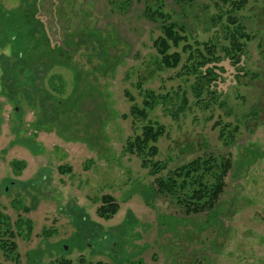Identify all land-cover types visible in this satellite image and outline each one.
Segmentation results:
<instances>
[{
  "label": "rangeland",
  "instance_id": "obj_1",
  "mask_svg": "<svg viewBox=\"0 0 264 264\" xmlns=\"http://www.w3.org/2000/svg\"><path fill=\"white\" fill-rule=\"evenodd\" d=\"M185 1L186 16L173 0H163L173 19L189 24V43H224L225 19H217L215 6L221 1ZM21 4L0 0V22L39 7L38 22H17L22 39L24 32L37 37L47 29L66 59L53 54L44 38L36 42L43 50L35 63L30 54L24 57L20 41L9 43L6 34V42L0 41V214L18 252L17 262L1 253L0 264H48L61 257L78 264L80 255L84 264H264L263 0H247L236 15L245 19L251 37L243 39L240 68L222 61L224 70H215L219 79L212 86L216 102L204 96L201 103L191 92L193 78L180 72L187 57L182 44L172 49L182 56L177 68L157 65L153 40L161 35L160 23L145 12L152 0ZM1 64L7 65L3 74ZM146 89L156 95L185 92V105L173 95L144 117L131 115ZM147 123L165 128L154 156L166 164L158 176L197 157L229 161L215 208L187 213L156 192L148 167L124 151ZM13 162L21 165L17 172ZM105 194L119 204L109 219L95 212ZM79 227L93 236L83 242Z\"/></svg>",
  "mask_w": 264,
  "mask_h": 264
},
{
  "label": "trees",
  "instance_id": "obj_2",
  "mask_svg": "<svg viewBox=\"0 0 264 264\" xmlns=\"http://www.w3.org/2000/svg\"><path fill=\"white\" fill-rule=\"evenodd\" d=\"M22 1V6H25V0ZM152 7H148L145 12L146 16L151 20H156L160 23L161 35L153 40V47L157 54V65L160 69H175L182 61V56L179 51H173L182 44V52L187 55L186 62L181 66V74L186 78H193L191 85V92L196 98L197 103L204 101V96H209L211 100L216 102L217 96L215 91L212 90L215 82L219 79V72L223 71V67L219 65L222 61L228 60L230 65L239 69L242 56L245 54L244 47L245 41L250 40L248 35L245 19L236 16L241 10L246 7L247 0H219L221 5L215 3L216 8L219 10L217 19L222 20L224 16V24L222 25L223 41L224 43L215 44L212 41H206L199 43L193 40L189 43L190 27L180 20L173 19L169 12L164 9L163 0H152ZM183 0H173L174 4L183 10V14L186 16L188 12L184 10V6L181 4ZM192 0H186L184 3L189 4ZM39 2V1H38ZM264 4V0H263ZM35 7V8H34ZM33 8L25 7L24 11H16L18 19L14 21L12 18L4 22H0V41L6 42L5 35H7L8 42L12 43L15 39L17 43L20 41L18 48L25 47L24 57H32L33 63L37 62L40 56H37V52H42L43 48H38L37 40L40 41L44 38L46 45L50 47L53 54L66 59V52L60 45L52 42L47 29L41 32L40 36L36 37V34L24 32L25 41L22 39L20 22L22 25L29 24L28 22H38L39 18L35 17L36 13H39V7ZM264 15V8H262ZM4 12H1L3 14ZM6 15V14H5ZM188 17V16H187ZM13 20V21H12ZM212 19L211 21H213ZM41 24V23H40ZM42 26L44 23L42 22ZM27 26H24V31ZM46 28V26H44ZM28 30V29H27ZM15 33V38L9 36V33ZM17 37V38H16ZM20 38V40H19ZM22 40V42H21ZM27 41V42H26ZM26 42V43H25ZM30 42L31 48L27 45ZM35 44V46H34ZM2 44H0V48ZM27 47V48H26ZM23 52V50H22ZM22 53H20L21 55ZM27 55V56H26ZM41 55V54H40ZM23 56V54H22ZM35 58V59H34ZM7 65L1 64V71L6 72ZM56 76V74H53ZM2 78V76H1ZM51 78V77H50ZM52 79V78H51ZM29 80L32 79L29 77ZM28 80V81H29ZM141 88V85H138ZM2 95H6V89L1 83ZM130 101L134 102L133 96L127 91ZM143 98L141 105L134 103L131 108V115L136 117H144L146 115L145 110H151L158 102L164 103L165 100H172L173 95L181 99L180 106L185 105V92L179 95L178 92H174L173 95L167 93L165 95H156L151 90H144L142 92ZM227 125L222 126V128ZM222 128L220 129V135H222ZM238 127L235 126V129ZM165 133V128L161 124L147 123L140 128V133L136 134L133 138H129L126 141L124 151L129 154H135L140 157L142 165L148 167L151 176L155 177L154 183L156 186V192L160 195H169L178 205L184 208L187 213H201L204 211H210L215 208V205L223 192L225 187V175L228 171L230 163L224 157L216 158L212 155L206 157H197L191 161L179 165L169 171L164 176H158L162 169L166 168V164H159L154 159L157 154V142L161 136ZM232 136V132L230 134ZM12 168L20 170L21 165L18 163H11ZM60 170H70V168L61 167ZM100 206L95 210L97 216L103 219H109L115 215L119 209V204L116 199L111 195L105 194L100 197ZM76 218H80L77 216ZM81 219V218H80ZM7 218L0 214V224H6V228H0V254L6 258H10L18 261L17 245L14 241V232L10 228V224L7 223ZM21 228L22 224L19 225ZM28 228V224L26 223ZM80 238L83 242L86 238H91L93 235L91 231L86 230V227L80 228ZM83 229V230H82ZM77 236V235H76ZM84 245V244H83ZM82 245V246H83ZM31 253V252H30ZM28 256V254H27ZM30 257V256H29ZM29 259L27 261L29 262ZM78 264H84L85 258L80 255ZM48 264H74L71 259L61 257ZM95 264H105L101 261H97Z\"/></svg>",
  "mask_w": 264,
  "mask_h": 264
},
{
  "label": "flooded vegetation",
  "instance_id": "obj_3",
  "mask_svg": "<svg viewBox=\"0 0 264 264\" xmlns=\"http://www.w3.org/2000/svg\"><path fill=\"white\" fill-rule=\"evenodd\" d=\"M15 110L17 111V108H15Z\"/></svg>",
  "mask_w": 264,
  "mask_h": 264
}]
</instances>
